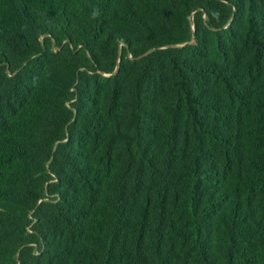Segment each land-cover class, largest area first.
<instances>
[{
  "label": "trees",
  "instance_id": "16d2710c",
  "mask_svg": "<svg viewBox=\"0 0 264 264\" xmlns=\"http://www.w3.org/2000/svg\"><path fill=\"white\" fill-rule=\"evenodd\" d=\"M0 264H264V0H0Z\"/></svg>",
  "mask_w": 264,
  "mask_h": 264
}]
</instances>
